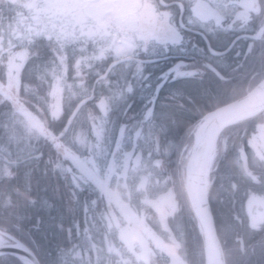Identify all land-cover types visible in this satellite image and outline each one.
Masks as SVG:
<instances>
[{
    "label": "snow or ice",
    "instance_id": "1",
    "mask_svg": "<svg viewBox=\"0 0 264 264\" xmlns=\"http://www.w3.org/2000/svg\"><path fill=\"white\" fill-rule=\"evenodd\" d=\"M256 193L264 0H0V264H238Z\"/></svg>",
    "mask_w": 264,
    "mask_h": 264
},
{
    "label": "trees",
    "instance_id": "2",
    "mask_svg": "<svg viewBox=\"0 0 264 264\" xmlns=\"http://www.w3.org/2000/svg\"><path fill=\"white\" fill-rule=\"evenodd\" d=\"M244 89L246 90L247 89V84L244 85ZM244 94H246V91L245 92H241V93H238L235 97V99H238L240 98L241 96H243ZM232 101V100H230ZM229 101V102H230ZM213 110V109H211ZM207 111H205V115L207 114ZM258 131V129H257ZM253 135V130L252 128H249L248 130V136L251 137ZM249 150H251V146L249 145ZM171 187V186H170ZM256 196H259V195H262L261 193H256L255 194ZM0 201H2V198H0ZM234 208L235 209H238L239 208V202L236 201L234 202ZM244 213L247 214L248 213V202L247 200L244 201ZM222 211H227V209H222ZM148 217H149V222L151 224V226L154 228V231L156 230L155 228V217L153 216L152 213H148ZM195 228V231L197 233H200V229H199V222L196 221L194 225L190 224L189 225V228ZM220 235V238L223 239V235L222 234H219ZM260 240V236H256L254 239H247L246 238V243L248 245H254L255 246V253L254 254H251V248L249 249L250 251V254L248 256H240L239 254H237L236 256V260L238 261V264H264V253H262L261 251V248H260V245L259 243H257V241ZM200 243L203 244L204 243V250H205V261H207V257H206V236L204 237L203 233H200ZM237 242L236 240L232 237V236H228L227 237V246L229 248H234L236 246ZM199 260V257L197 258V261Z\"/></svg>",
    "mask_w": 264,
    "mask_h": 264
},
{
    "label": "water",
    "instance_id": "3",
    "mask_svg": "<svg viewBox=\"0 0 264 264\" xmlns=\"http://www.w3.org/2000/svg\"><path fill=\"white\" fill-rule=\"evenodd\" d=\"M244 98H245V95L243 97L237 99V100H243ZM235 101L236 100L231 101L229 103H234ZM221 107H223V105ZM251 210L254 214L258 215L261 212H264V204H262L259 200H254ZM214 224H215V219H214ZM206 235H207L209 243L213 247L214 254L216 256V254H217V243H216V240L214 239L213 233L211 231H209Z\"/></svg>",
    "mask_w": 264,
    "mask_h": 264
},
{
    "label": "bare ground",
    "instance_id": "4",
    "mask_svg": "<svg viewBox=\"0 0 264 264\" xmlns=\"http://www.w3.org/2000/svg\"><path fill=\"white\" fill-rule=\"evenodd\" d=\"M208 258H215L214 250L211 244H208Z\"/></svg>",
    "mask_w": 264,
    "mask_h": 264
},
{
    "label": "flooded vegetation",
    "instance_id": "5",
    "mask_svg": "<svg viewBox=\"0 0 264 264\" xmlns=\"http://www.w3.org/2000/svg\"><path fill=\"white\" fill-rule=\"evenodd\" d=\"M237 2H238V4L239 3H242V0H237ZM240 10L242 11L243 9L242 8H240ZM250 42V41H249ZM189 61H185V63H188ZM173 159H175V158H173Z\"/></svg>",
    "mask_w": 264,
    "mask_h": 264
},
{
    "label": "rangeland",
    "instance_id": "6",
    "mask_svg": "<svg viewBox=\"0 0 264 264\" xmlns=\"http://www.w3.org/2000/svg\"><path fill=\"white\" fill-rule=\"evenodd\" d=\"M258 198V197H257Z\"/></svg>",
    "mask_w": 264,
    "mask_h": 264
}]
</instances>
